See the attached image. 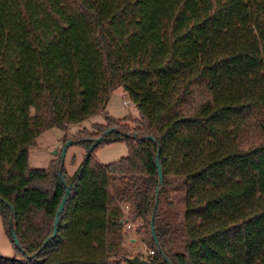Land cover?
Returning <instances> with one entry per match:
<instances>
[{"label":"trees","instance_id":"obj_1","mask_svg":"<svg viewBox=\"0 0 264 264\" xmlns=\"http://www.w3.org/2000/svg\"><path fill=\"white\" fill-rule=\"evenodd\" d=\"M116 87L137 115L76 130L71 173L29 165ZM0 218V264H131L130 222L148 264H264V0H0Z\"/></svg>","mask_w":264,"mask_h":264},{"label":"rangeland","instance_id":"obj_2","mask_svg":"<svg viewBox=\"0 0 264 264\" xmlns=\"http://www.w3.org/2000/svg\"><path fill=\"white\" fill-rule=\"evenodd\" d=\"M109 113L114 117H119L128 113L137 115L134 103L127 98L120 87L114 88L108 95L107 101L102 110L96 111L78 121L68 124L66 129L51 126L45 129L36 137V143L29 147V165L34 167H45L51 158L60 154L61 148L66 141L64 138H71L73 133L79 128L89 127L93 122L103 121L104 114ZM66 134L63 137V134ZM84 148L79 143L70 142L65 150L63 165L67 173H71L82 158ZM127 153L124 141H114L98 145L93 155L101 163H106L119 158ZM72 156L74 158L72 159ZM134 223L125 224L126 233L124 235V245L128 253L144 256L147 253L146 245L141 240L139 234L134 230ZM15 249L6 236L0 218V254L13 255Z\"/></svg>","mask_w":264,"mask_h":264},{"label":"water","instance_id":"obj_3","mask_svg":"<svg viewBox=\"0 0 264 264\" xmlns=\"http://www.w3.org/2000/svg\"><path fill=\"white\" fill-rule=\"evenodd\" d=\"M101 137H102V135H99V136L95 137V139L93 141V144L96 143V142H98V141H100ZM65 141L66 142L62 146L61 151H60V154H59L61 162H63V157H64V154H65L66 147H67V145L70 142H72V139L68 138ZM155 161H156L157 170H158V177H159V181H160L162 175H161L160 164H159V161H158L157 156L155 157ZM58 174L61 176L60 171H58ZM61 179L64 182V179L63 178H61ZM69 187H70V184H66L65 185V192L62 195V198H61V200H60V202H59V204H58V206L56 208V211H55V216H54V220H53V229H52L50 235H54V233L56 232V223H57V220H58V214L62 210V207H63L64 202H65V199H66L67 192L69 191ZM150 231H151V234H152L154 240L157 241L156 236H155V233H154L153 220H152V218L150 220ZM11 234H12V238H13L14 244L19 247L20 246L19 245V241H18V239H17V237L15 235V232L13 230L11 231ZM44 244H45V240L42 242V245H44ZM165 259L168 260L166 256H165ZM128 260H129V262L131 264H148L147 258H145L143 256H140L137 253L128 256Z\"/></svg>","mask_w":264,"mask_h":264},{"label":"built area","instance_id":"obj_4","mask_svg":"<svg viewBox=\"0 0 264 264\" xmlns=\"http://www.w3.org/2000/svg\"><path fill=\"white\" fill-rule=\"evenodd\" d=\"M151 252H152V250L150 249V250H149V253H151Z\"/></svg>","mask_w":264,"mask_h":264}]
</instances>
